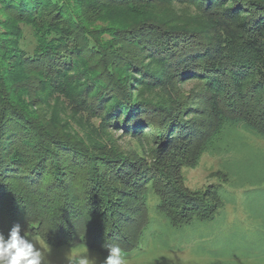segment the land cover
I'll return each mask as SVG.
<instances>
[{
  "label": "trees",
  "instance_id": "obj_1",
  "mask_svg": "<svg viewBox=\"0 0 264 264\" xmlns=\"http://www.w3.org/2000/svg\"><path fill=\"white\" fill-rule=\"evenodd\" d=\"M174 2L204 22L178 19ZM1 13L0 231L19 223L106 256L102 245L138 246L149 200L170 226L213 219L220 185L191 191L180 168L220 151L227 126L264 137V0H0ZM187 81L202 87L193 106L141 99ZM44 99L148 138L151 159L87 146Z\"/></svg>",
  "mask_w": 264,
  "mask_h": 264
},
{
  "label": "rangeland",
  "instance_id": "obj_2",
  "mask_svg": "<svg viewBox=\"0 0 264 264\" xmlns=\"http://www.w3.org/2000/svg\"><path fill=\"white\" fill-rule=\"evenodd\" d=\"M171 9L182 21L204 22L184 4L174 2ZM2 17L1 13L0 31L4 29ZM169 87L172 88L167 91L142 90L141 99L157 104L176 98L183 107L193 106V97L202 92L195 81ZM40 110L87 146L108 143L107 150L130 152L134 159L144 161L153 155L154 145L148 138H134L120 128L101 127L99 118H89L84 112L75 115L72 108L57 99H44ZM217 145L220 151H204L194 164L184 163L180 168V181L191 191L202 192L210 184L220 185L222 207L213 219L170 226L154 208L156 200H149V226L138 246L124 252L125 264H264V137L239 122L224 129ZM164 164L168 166V160ZM126 227L122 223L121 229ZM25 236L48 252L49 264H68L70 255L85 250L99 260L105 257L86 247L53 246L40 237Z\"/></svg>",
  "mask_w": 264,
  "mask_h": 264
},
{
  "label": "clouds",
  "instance_id": "obj_3",
  "mask_svg": "<svg viewBox=\"0 0 264 264\" xmlns=\"http://www.w3.org/2000/svg\"><path fill=\"white\" fill-rule=\"evenodd\" d=\"M107 255L99 260L87 250L69 256L68 264H125L118 243L102 245ZM0 264H49L48 252L24 235L21 224H13L7 234L0 231Z\"/></svg>",
  "mask_w": 264,
  "mask_h": 264
}]
</instances>
